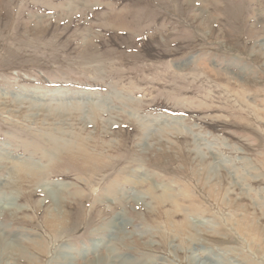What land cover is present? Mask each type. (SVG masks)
Instances as JSON below:
<instances>
[{
    "label": "rangeland",
    "instance_id": "374dc122",
    "mask_svg": "<svg viewBox=\"0 0 264 264\" xmlns=\"http://www.w3.org/2000/svg\"><path fill=\"white\" fill-rule=\"evenodd\" d=\"M104 257L264 264V0H0V264Z\"/></svg>",
    "mask_w": 264,
    "mask_h": 264
},
{
    "label": "bare ground",
    "instance_id": "6f19581e",
    "mask_svg": "<svg viewBox=\"0 0 264 264\" xmlns=\"http://www.w3.org/2000/svg\"><path fill=\"white\" fill-rule=\"evenodd\" d=\"M86 159V161L88 162L90 159L89 158H85ZM86 163V162H85ZM136 184V183H135ZM152 191V190H151ZM152 194V192H148L147 194ZM147 194H145V195H147ZM144 195V194H143ZM142 194L140 195V196H143ZM140 196H138V197H140ZM149 196V195H148ZM153 196V195H152ZM161 198V197H160ZM155 199V198H154ZM153 199V200H154ZM156 199L157 200H159L157 197H156ZM162 201V199L160 200V202ZM163 202V201H162ZM156 207H157V204H156ZM155 208V207H154ZM167 220H165V221H167V224L166 225H168L169 226V228H170V230H174V228L176 227H178V230H180L181 229V225L183 224H181L180 226H178V225H175L173 222H172V219H171V216L173 215V212H167ZM175 214V213H174ZM175 222V221H174ZM188 223V222H187ZM179 224V223H178ZM185 225V224H184ZM186 226V225H185ZM183 228V227H182ZM169 230V229H168ZM174 232H176V231H174ZM171 234H172V232H171ZM174 234V233H173ZM180 236V235H179ZM197 257V256H196ZM105 258V257H104ZM201 259V258H200ZM107 259L105 258V259H103V258H100V259H98V260H96L95 261V264H108L107 263V261H106ZM196 262L198 263V264H205V262H203V261H201V260H198V259H196ZM109 264H110V262H109Z\"/></svg>",
    "mask_w": 264,
    "mask_h": 264
}]
</instances>
